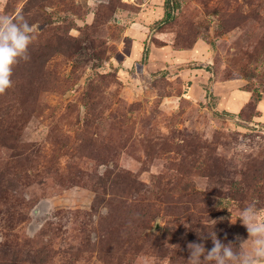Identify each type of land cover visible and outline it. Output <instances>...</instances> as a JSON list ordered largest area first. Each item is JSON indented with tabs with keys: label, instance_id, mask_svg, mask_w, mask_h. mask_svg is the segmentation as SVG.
Returning <instances> with one entry per match:
<instances>
[{
	"label": "rangeland",
	"instance_id": "374dc122",
	"mask_svg": "<svg viewBox=\"0 0 264 264\" xmlns=\"http://www.w3.org/2000/svg\"><path fill=\"white\" fill-rule=\"evenodd\" d=\"M0 15L38 26L0 94V264H185L211 228L247 240L240 210L264 216V0H0Z\"/></svg>",
	"mask_w": 264,
	"mask_h": 264
},
{
	"label": "clouds",
	"instance_id": "9594fccd",
	"mask_svg": "<svg viewBox=\"0 0 264 264\" xmlns=\"http://www.w3.org/2000/svg\"><path fill=\"white\" fill-rule=\"evenodd\" d=\"M37 30L23 15H0V94L12 86L14 66L29 59L28 49ZM238 220L248 233L239 247L223 243L211 228L206 237L212 241L211 249L206 250L203 243L188 244L185 264H264V216L250 203L240 210Z\"/></svg>",
	"mask_w": 264,
	"mask_h": 264
},
{
	"label": "crops",
	"instance_id": "0c3cea01",
	"mask_svg": "<svg viewBox=\"0 0 264 264\" xmlns=\"http://www.w3.org/2000/svg\"><path fill=\"white\" fill-rule=\"evenodd\" d=\"M248 96V93L244 92L242 94L236 95V94H229L225 97V106L227 112H230L232 114H235L241 110V108L244 106L246 99ZM239 98V99H238ZM242 100V101H240Z\"/></svg>",
	"mask_w": 264,
	"mask_h": 264
},
{
	"label": "trees",
	"instance_id": "16d2710c",
	"mask_svg": "<svg viewBox=\"0 0 264 264\" xmlns=\"http://www.w3.org/2000/svg\"><path fill=\"white\" fill-rule=\"evenodd\" d=\"M167 1H166V6H164V16H165V19H164V23L167 22L168 20H170V13H168V7H167ZM259 101V100H258Z\"/></svg>",
	"mask_w": 264,
	"mask_h": 264
}]
</instances>
